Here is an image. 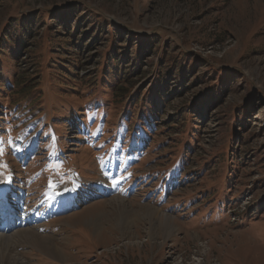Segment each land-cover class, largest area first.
Returning a JSON list of instances; mask_svg holds the SVG:
<instances>
[{
	"label": "rangeland",
	"instance_id": "rangeland-1",
	"mask_svg": "<svg viewBox=\"0 0 264 264\" xmlns=\"http://www.w3.org/2000/svg\"><path fill=\"white\" fill-rule=\"evenodd\" d=\"M74 179L0 264H264V0H0V185L37 212Z\"/></svg>",
	"mask_w": 264,
	"mask_h": 264
},
{
	"label": "bare ground",
	"instance_id": "bare-ground-1",
	"mask_svg": "<svg viewBox=\"0 0 264 264\" xmlns=\"http://www.w3.org/2000/svg\"><path fill=\"white\" fill-rule=\"evenodd\" d=\"M99 184L100 183H98V185ZM6 186H8V185L7 184H5V185L1 184L0 185V198H6L8 196L9 186H8V188H6ZM74 189H76V188H74ZM72 193H73V191H72ZM70 196H71V194H70ZM64 199L65 198H62V197L59 199H55L53 196H50L46 201L47 202L55 201L56 204L55 205H49V210L42 212V214L45 215V214H48L50 212L60 211L66 207L71 206V204L73 203V199H69L68 202L63 201ZM114 199H116V198L110 199V200H112L111 202L116 201ZM121 199L122 198H120L119 201ZM16 201H17L16 208H18L16 216L10 214V212H11L10 208L11 207H10V205L7 204L6 201H0V203H1L0 208L3 210V213H4L3 214L4 220L2 222H0V261L5 260L3 258L8 254V251H10V245L12 244V246H13V244L16 243V241L18 239V238L17 239L14 238V235H13L14 233H11V231H17L18 229L16 230V227L27 224L28 222H30V219H32L33 217H35L36 215L39 214L38 211L36 212L33 210L26 209L23 206V201L21 199V196H19L18 199H16ZM5 204H6V206H5ZM121 214L122 215L121 216L118 215V219L114 221L113 225L115 226V228L124 229V228H129V227L134 226V224H132V220H131L132 213H128V211H127L126 213L121 212ZM74 215L75 214H73L72 216H74ZM157 215L161 216L162 218H169L167 215H162L159 212V210L155 209L154 207H150V206H145L144 209H142L140 211L136 210L133 212V218H137L139 220L142 218V219L146 220L147 227H145L144 229L148 234L153 233V229H154L153 226H155V228H157V229H164V230L168 229L170 232L171 229L169 227H167L166 222H162V221L159 222L157 219L154 220V218H156ZM34 220L35 219H33V222H34ZM83 220H81V221H83ZM87 222L89 225L93 226V223H94L93 220H89ZM93 227L95 229V226H93ZM20 231L17 232V234L20 235L19 239L22 241H29L30 243H27V244H31L34 247H38V250L40 252H42L44 255H48V256L50 255L53 257H57V259H59V258L60 259H67V255L64 252H62V250L58 249L50 241L49 238H52V237L48 238V237H45L43 235L37 234L35 232L29 231L27 229H23ZM10 255H13L14 257L12 258V260L9 261V264H22L21 261L18 260L19 258H18V255L16 253L11 252Z\"/></svg>",
	"mask_w": 264,
	"mask_h": 264
},
{
	"label": "trees",
	"instance_id": "trees-1",
	"mask_svg": "<svg viewBox=\"0 0 264 264\" xmlns=\"http://www.w3.org/2000/svg\"><path fill=\"white\" fill-rule=\"evenodd\" d=\"M20 27L23 29V31L24 32H26V30L27 31H31V28L29 27V24L28 23H26V24H20ZM32 27V26H31ZM13 28V27H12ZM11 28V29H12ZM8 33V32H7ZM28 34H29V32H27ZM6 34V30H5V33H3V35H5ZM107 52V51H106ZM49 60H50V58H49ZM40 71H42V70H40ZM26 76H27V72H21L20 74H19V76H18V81L17 80H15V82H14V85H15V87H16V89L17 90H24L25 88H24V86H25V84H19L20 82H21V80H24L25 78H26ZM157 75L152 79V80H150L144 87H146V86H148L151 82H152V84L154 85V86H156L157 87ZM135 80H132V82H134ZM144 82H142V83H140L141 85L143 84ZM131 85V84H130ZM141 85H138L137 87H135V88H133V89H136V88H143V87H140ZM119 88V87H118ZM119 92H121V93H117V94H115L116 96H121V97H125L124 95L126 94H124L123 96H122V93H123V91L124 92H126L127 91V88L125 89V88H120L119 90H118ZM138 91V90H137ZM18 94L20 93V92H17ZM122 118H125V120H126V122H127V130L128 131H130L131 129H134V128H138L139 130L140 129H142L143 131H144V133L145 134H143L142 133V135H143V137H146V135H148L149 134V132H147V130L145 129H143L142 127V124H141V120H139V119H131V120H129L128 118H127V116H122ZM97 119H99V118H97ZM101 119H102V117H101ZM118 127V125H116V126H112V128H117ZM189 127V123L188 122H183V124H182V132H181V135L183 134V133H185L186 132V129ZM234 129V128H233ZM173 132H175V131H173ZM183 141H186V139H183ZM181 151H184V148H181ZM181 151H179V148H178V153H179V155H180V152ZM172 163H171V165H178V160H175V161H171ZM181 169V168H180Z\"/></svg>",
	"mask_w": 264,
	"mask_h": 264
},
{
	"label": "snow or ice",
	"instance_id": "snow-or-ice-1",
	"mask_svg": "<svg viewBox=\"0 0 264 264\" xmlns=\"http://www.w3.org/2000/svg\"><path fill=\"white\" fill-rule=\"evenodd\" d=\"M49 184H50V186H52V182L51 181L49 182Z\"/></svg>",
	"mask_w": 264,
	"mask_h": 264
}]
</instances>
